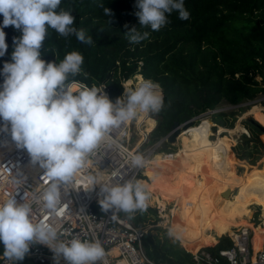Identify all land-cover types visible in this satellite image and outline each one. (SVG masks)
Returning a JSON list of instances; mask_svg holds the SVG:
<instances>
[{
  "label": "trees",
  "instance_id": "16d2710c",
  "mask_svg": "<svg viewBox=\"0 0 264 264\" xmlns=\"http://www.w3.org/2000/svg\"><path fill=\"white\" fill-rule=\"evenodd\" d=\"M136 4L137 0H62L60 8L71 10L75 17L74 27L84 29L93 43H81L75 35L65 38L49 29L41 58L46 62L59 63L67 53L80 52L84 56L82 73L72 79L89 87L105 86L113 103L123 96L124 83L129 86L136 75L139 81L144 78L158 84L161 87L158 89L163 91L164 107L159 113H151V125L146 122L148 114L143 117L142 113L138 118V123L144 124L141 130L149 134L145 145H153L166 138L173 131L174 123L184 124L194 119L196 125L202 114L215 110L223 101L238 106L264 94V0H184L190 18L180 20L178 13L173 12L168 16L170 22L159 31L141 25L136 15L139 11ZM104 8L109 9L111 14L105 15ZM2 25L3 16L0 15V27ZM132 28L141 34L149 32V38L138 44L130 43L125 35ZM3 31L8 49L0 57V73L4 63L11 62L14 40L22 34L14 26L3 28ZM3 82L4 77L0 75V84ZM74 87L77 88V84ZM239 110L212 114L216 126H221L220 133L227 130L225 128L235 127L238 113L244 111ZM254 117L256 122H244L253 137L242 134L233 148L234 152L231 141L225 140V153L221 147L215 153V145L221 143L222 137L216 134L215 141L208 139L214 135L210 122L207 126H196L185 132L179 152L176 145L164 140L159 152L177 153L168 160L159 154L150 162V167L155 170L169 167L167 163L176 165L174 174L181 177L176 189L177 225L178 229L183 225V235L194 233V244L205 240L209 230L213 231L215 220L221 221L227 228L239 226L246 220L244 207L252 216L253 201L264 198V158L261 167L256 165L264 155V130L260 127H264V112ZM243 130L246 131L244 127ZM200 131L201 144L195 135ZM226 134L223 132L221 135ZM230 154L234 157L231 158ZM183 157H188L187 168L180 165ZM223 158L228 164L247 170L243 175L234 174L237 181L233 177L230 182L221 178L213 192L212 188H207V183L215 182L218 170L226 166L221 163ZM147 173L150 181L142 182L153 193L152 187L157 179L163 177V173L157 170ZM141 178L145 179L144 176ZM174 184L172 182L171 186ZM228 188L232 199L224 194ZM215 197L228 203L214 208ZM146 212L136 211L131 214V220L138 226H145L151 219ZM251 228L255 246L260 242L264 227L257 220L252 221ZM163 231L154 226L144 237L148 256L157 263L188 264L192 255L176 248L163 236ZM226 233L229 232L222 230L220 243L218 239L212 240L205 248L232 246L233 239L224 235ZM3 252L4 245L0 243V255ZM18 264L41 263L24 258Z\"/></svg>",
  "mask_w": 264,
  "mask_h": 264
},
{
  "label": "clouds",
  "instance_id": "9594fccd",
  "mask_svg": "<svg viewBox=\"0 0 264 264\" xmlns=\"http://www.w3.org/2000/svg\"><path fill=\"white\" fill-rule=\"evenodd\" d=\"M62 0H0V57L8 49L3 28L14 26L22 34L14 40L11 62H5L0 84V119L3 131L10 134L18 148L25 149L33 165L44 170L43 177L50 183L42 192L25 193L24 203L15 196L0 200V243L4 245L3 258L9 262L23 261L30 245H47L54 253L56 264L62 258L67 264H108L107 253L98 239L81 240L69 237L58 221L66 205L62 189H75L79 184H98L92 175L78 179L88 166L96 150L106 144H115L114 129L135 120L140 114L159 113L164 107L158 84L140 80L134 88H125L122 97L114 103L101 88L93 85L76 88L74 77L82 73L84 56L78 51L67 53L59 63L41 58L48 30L62 37L75 35L81 43L91 45L93 39L84 29L74 27L71 10L60 8ZM136 13L141 25L159 31L168 24V16L178 13L180 20H188L190 13L184 0H137ZM105 15L110 10L104 8ZM127 27V26H126ZM150 33L135 28L125 37L138 44ZM131 164L144 168L148 161L142 154L131 155ZM7 171H10L7 169ZM6 179L0 172V180ZM12 183H18L13 180ZM99 203L105 212L122 211L131 214L144 212L148 207L149 192L142 181L128 180L112 186L100 187ZM35 209L42 210L38 218ZM115 219V216H113ZM173 234L169 230V235Z\"/></svg>",
  "mask_w": 264,
  "mask_h": 264
},
{
  "label": "built area",
  "instance_id": "2783aa9c",
  "mask_svg": "<svg viewBox=\"0 0 264 264\" xmlns=\"http://www.w3.org/2000/svg\"><path fill=\"white\" fill-rule=\"evenodd\" d=\"M76 82L77 88L88 86L84 82ZM125 83L124 85L128 87ZM98 88H101L110 99L105 86ZM137 124H139L138 119H135L114 129L111 136L115 144L112 147L102 144L96 150V154L90 158L87 168L80 173L78 179L83 180L88 175L96 177L98 184L93 189L91 185L85 183L79 184L75 189L71 187L62 189V201L66 207L64 215L58 223L61 230H67L69 237L78 235L81 240H100L107 253L108 264H167L152 260L145 249L144 237L156 225L138 226L128 214L115 210L105 212L99 203L102 199L100 187L103 185L116 186L128 180L142 181L141 177L145 176L152 157L161 147L162 142L166 140L164 138L153 144V149L150 152L149 148L143 149L149 134H144L139 143L133 140V129ZM4 127L5 122L0 119V172H3L6 177V179L0 180V200L15 196L18 203H24L25 193L31 195L42 192L50 181L47 177H43V169L31 163L28 152L17 147L10 134V124L7 132L3 131ZM133 143H137V145L133 147ZM136 154H142L145 157L148 161L146 167L132 166L131 155ZM160 155L168 158L172 157L174 153L163 151ZM13 180L18 183H12ZM35 212L41 219L45 215L39 209H35ZM163 212V209L160 210V213ZM159 218L157 225H162L164 223L163 215H159ZM252 232L250 226H242L240 230L230 234L233 239L232 246L220 249L202 248L197 253H191V261L188 264H264V238L261 247L255 250ZM25 258H30L41 264H56L52 250L41 243L31 244ZM18 263L9 262L3 258V254L0 255V264ZM60 264H67V262L61 258Z\"/></svg>",
  "mask_w": 264,
  "mask_h": 264
},
{
  "label": "rangeland",
  "instance_id": "374dc122",
  "mask_svg": "<svg viewBox=\"0 0 264 264\" xmlns=\"http://www.w3.org/2000/svg\"><path fill=\"white\" fill-rule=\"evenodd\" d=\"M138 75L134 76L132 79H131V84L126 87V85H124L125 88H134L135 85L139 82L138 80ZM258 80H261V77H257ZM144 79V78H143ZM157 90H160V89H157ZM161 92V90H160ZM162 93V92H161ZM107 97L108 95L105 94ZM262 101H264V94H259L255 99L251 100V101H247V102H244L238 106H234V105H231L229 103H227L226 101H223L215 110H208L207 112H205L204 114H202L198 119V123L196 125H194L195 127L202 124V126H207V125H204L202 122L205 121V120H210V122H212V131L214 133V135H212L210 138H208L209 140H212V141H215L217 136L216 134L219 133L220 131V127L221 126H216V124L214 123L213 119H212V114H214L215 112H220V111H237V112H240L239 109H243L244 111H242L241 113H238V119H237V122H236V125L234 128H225L227 129L228 131L227 132H224V133H227L225 136H222L220 133V136L222 137V141L221 143L218 145V147H221V151L225 153L224 151V141L226 140H230L231 143H232V146H231V149L233 150L234 146L238 143V139L242 136V134H247V136H252L251 133L249 132V130L246 128V123H251V120L252 119H255L254 115L255 114H258L260 113L262 110L264 112V105L262 104ZM256 111H255V110ZM146 116V114L143 115V117ZM151 113H148V116L146 118V122L150 123L151 125ZM153 118H155L156 120V123H157V119L155 116H153ZM257 120V119H255ZM239 123V124H238ZM241 123V125H243L244 129L246 131L243 130V127L242 126H239ZM143 123L141 124H137L136 127H134L133 129V140H136L137 143H139L141 140H138L140 139V137H142V132H141V128L143 127ZM209 125V124H208ZM217 128V129H215ZM229 130H233L232 132H230ZM148 133V132H147ZM144 136V135H143ZM253 137V136H252ZM137 143H133L132 146L135 147L137 145ZM177 147H178V151L180 150L181 148V140L179 141L178 139V142L176 143ZM217 147V148H218ZM144 148H149V152L152 151L153 149V145L149 144V145H145L143 147ZM217 148L215 150V153L217 152ZM160 148L158 149V151L155 153V155L152 157V160L155 159V156L157 154H161V152H159ZM177 151V152H178ZM177 152H173L174 154L177 153ZM234 152V150H233ZM235 155V153H234ZM234 155H231L230 154V157L233 158ZM236 156V155H235ZM229 157V158H230ZM264 158V155L262 156V158L260 160L257 161L256 165L261 167L262 166V160ZM188 157H183L180 159V165L182 168H187L188 167ZM227 159L223 158L221 163H224L226 166L224 167H221L219 170H218V177L216 179L215 182H213L212 184L211 183H207V188H212L211 190L213 192L216 191V189L218 188L219 184H220V181H221V178H223V180L225 182H228L229 180H232L231 177H233V180H236L235 177H234V174H239V175H243L245 174L247 168H244V167H239V168H236L235 166L231 165L230 163L228 164L226 162ZM249 166H254L252 164H250L249 162L245 161ZM169 165V167L167 169H163V170H160V169H156L157 171H161L163 173V176L164 178H168L170 179V185L171 183H175L173 185V187L171 186L172 188V195H171V199L172 200H176V193H177V186L180 182V179L181 177L180 176H177L174 174V171H173V168L176 166L175 164L173 163H167ZM150 165V164H149ZM148 165V166H149ZM148 168V167H147ZM170 168V169H169ZM205 168V166H204ZM205 171V170H204ZM205 173V172H204ZM145 179H143L142 181H150V177L148 176V173L147 171H145ZM203 175H201V177L203 178ZM226 178V179H225ZM237 181V180H236ZM230 182V181H229ZM234 182V181H233ZM253 183V182H252ZM238 185V184H237ZM147 188V186H146ZM229 190V188L227 189ZM147 191L149 192V200L147 202L148 204V207L149 210L147 209V216H151V219H148L147 220V223L146 224H154L156 226H159L160 228H162L164 231H163V236L168 239L172 244H174L176 246V248L178 249H181L182 251H185V252H188L191 254V252L187 251L185 248V245L181 242V240L178 238H176V236H174V234H172L171 236L169 235V226L167 225L166 223V220L164 219V223L162 225H157L159 223V215H163V213H160V210L164 209V207L161 205V203H159L155 197H154V194L147 188ZM211 191V192H212ZM231 193L229 191V197L232 199L231 197ZM175 202V201H174ZM226 201H223V199H220L218 197H215L213 199V204L212 206L214 208L218 207V206H223L225 205ZM253 205H252V209H251V213H252V216L251 218H249L250 215H248V212H247V207L245 206L244 207V210H243V216L245 217V221L243 222H240L239 226H234V227H231V228H227L223 225V223L219 220H215L213 222V226H214V229L213 231L209 230V234L207 235L206 239L205 240H199L197 241V243L200 245L201 248H205V245L212 241V240H217L218 239V243H220V238L221 236H219L222 232V230H226V231H231L232 229L235 231H238L240 230V228L242 226H240L241 224H252V221L254 219V221L256 222L257 220L261 221V225L264 227V215H263V212H264V198H260L259 200L256 199L253 201ZM153 211H151V210ZM145 224V225H146ZM183 226V225H182ZM180 227L178 229V232H182L184 230V227ZM224 235H229V233H226ZM182 245V246H181ZM185 248H184V247Z\"/></svg>",
  "mask_w": 264,
  "mask_h": 264
},
{
  "label": "bare ground",
  "instance_id": "6f19581e",
  "mask_svg": "<svg viewBox=\"0 0 264 264\" xmlns=\"http://www.w3.org/2000/svg\"><path fill=\"white\" fill-rule=\"evenodd\" d=\"M158 92H160V90H157ZM161 93V92H160ZM162 94V93H161ZM263 111V110H262ZM148 114V113H147ZM139 118V117H138ZM137 118V119H138ZM204 125H207L210 123V120H205L202 122ZM239 124V123H238ZM202 124L198 125V127H201ZM241 126V123L240 125ZM195 127V126H193ZM192 127V128H193ZM191 129V128H190ZM188 131V130H187ZM185 131V132H187ZM142 132V137L143 135L145 134L143 130H141ZM183 132L180 136H179V141L181 140L183 134L185 133ZM223 132H227V130L223 131ZM221 132V133H223ZM201 131L196 133L195 135L198 137L199 139V144H201L200 142V139H201ZM220 135V131L219 133H217ZM187 136H189V134H187ZM142 137H140V139L138 140H141ZM221 142V141H220ZM220 144V143H219ZM219 144H216L215 145V150L216 148L218 147ZM179 152V151H178ZM159 155V154H157ZM156 155V156H157ZM155 156V157H156ZM215 156V153L212 157V159L210 161L213 160ZM169 158V157H168ZM168 158H165V160H168ZM164 160V163H167V161ZM154 161V160H152ZM209 161V162H210ZM151 165V164H150ZM150 165L148 166V168L146 169V171H156L155 169H152L150 167ZM206 166V165H205ZM168 167H164L163 169H167ZM170 169V168H169ZM170 179L168 178H164V176L160 179H157L152 187V191H153V194H154V197L155 199L161 203V205L164 207V213H163V217L164 219L166 220V223L167 225L169 226V229L172 230L174 236H176V238L180 239L181 242L185 245L186 249L191 252V253H197L200 249V245L196 242V244H194V240H195V235L194 233H190V234H187V235H183L181 234L182 232H178V225H177V220H176V200H172L171 199V195H172V188H171V185H170ZM183 183V182H182ZM184 185H186L185 183H183ZM189 185V184H188ZM175 201V202H174ZM249 218H251V216H249ZM240 226H250V224H241ZM230 234H234V230L232 229L231 231H229ZM263 238H264V228H263V231H262V234L260 236V242L255 245V250H258L260 247H261V244H262V241H263Z\"/></svg>",
  "mask_w": 264,
  "mask_h": 264
},
{
  "label": "water",
  "instance_id": "95a60500",
  "mask_svg": "<svg viewBox=\"0 0 264 264\" xmlns=\"http://www.w3.org/2000/svg\"><path fill=\"white\" fill-rule=\"evenodd\" d=\"M162 95H163V91H162ZM252 121L256 122L254 119H252ZM193 126H194V119L188 120L184 124L174 123L173 131L165 139L171 144L176 145V143L178 142L179 136L183 132L192 128ZM260 127L262 128V130H264L263 126L260 125ZM224 194L229 195V190L224 192Z\"/></svg>",
  "mask_w": 264,
  "mask_h": 264
},
{
  "label": "crops",
  "instance_id": "0c3cea01",
  "mask_svg": "<svg viewBox=\"0 0 264 264\" xmlns=\"http://www.w3.org/2000/svg\"><path fill=\"white\" fill-rule=\"evenodd\" d=\"M201 248V247H200Z\"/></svg>",
  "mask_w": 264,
  "mask_h": 264
}]
</instances>
